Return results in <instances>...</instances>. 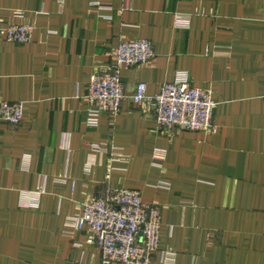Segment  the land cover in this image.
I'll use <instances>...</instances> for the list:
<instances>
[{
  "label": "crops",
  "instance_id": "0c3cea01",
  "mask_svg": "<svg viewBox=\"0 0 264 264\" xmlns=\"http://www.w3.org/2000/svg\"><path fill=\"white\" fill-rule=\"evenodd\" d=\"M97 1L0 0V26H34L26 44L0 39V100L24 105L0 121V264H101L66 221L108 189L159 207L151 264H264V0ZM138 39L154 59L120 69V113L87 128L91 75ZM181 75L212 91L211 132L155 133L129 99Z\"/></svg>",
  "mask_w": 264,
  "mask_h": 264
},
{
  "label": "built area",
  "instance_id": "2783aa9c",
  "mask_svg": "<svg viewBox=\"0 0 264 264\" xmlns=\"http://www.w3.org/2000/svg\"><path fill=\"white\" fill-rule=\"evenodd\" d=\"M100 10L112 12L113 0H98ZM203 15L204 12H196ZM111 20L112 15H102ZM34 26L8 24L0 26V39L14 44L30 41ZM115 62L104 72L94 73L86 89V126L98 127L102 115L115 117L127 98L120 69L143 65L155 57L153 45L145 39L120 43L113 51ZM210 89L191 84L186 75L173 83L161 85L158 94L148 96L146 84L140 83L129 97L132 104L154 113L153 132H204L213 130L212 118L216 103ZM261 99L264 103V87ZM24 105L0 100V121L12 126L23 120ZM94 152L108 149L92 147ZM91 168V162L87 171ZM42 192H38L40 195ZM67 228L77 232L88 230L87 243L101 252V264H151L161 247V212L159 207L143 202L135 190L108 189L81 206L80 213L66 221ZM83 264V263H79Z\"/></svg>",
  "mask_w": 264,
  "mask_h": 264
}]
</instances>
